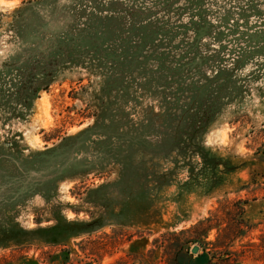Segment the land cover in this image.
I'll list each match as a JSON object with an SVG mask.
<instances>
[{
	"label": "rangeland",
	"instance_id": "rangeland-1",
	"mask_svg": "<svg viewBox=\"0 0 264 264\" xmlns=\"http://www.w3.org/2000/svg\"><path fill=\"white\" fill-rule=\"evenodd\" d=\"M26 1L0 0V66L68 25L60 11L72 0H53L35 16H26L21 42L14 12ZM184 5L181 0L174 10ZM201 5L206 22L215 27L224 18L239 22L243 35L244 23L255 26V14L264 12V0H202ZM52 6L57 13L50 18ZM189 15L171 22L188 23ZM183 39L177 35L175 45ZM101 79L82 69H66L39 95L25 121L11 115L20 109L15 101L0 104V157L6 158L0 159V264H25V258L39 264H189L203 253L210 264H264V82L249 78L252 84L240 103L228 107L203 137L206 148L224 157L252 161L257 184L207 196L199 188L187 192L182 187L186 170H178L176 182L157 191L120 179V168L114 165L100 175L93 173L100 166L93 149L45 153L61 137L93 123L84 115ZM74 89L85 102L72 98ZM139 102L156 105L151 99ZM238 177L248 183L252 176L245 171ZM218 217L226 223L223 228L227 223L243 225L244 235L229 230L220 236L215 228L199 227ZM194 247L199 248L196 255L191 253Z\"/></svg>",
	"mask_w": 264,
	"mask_h": 264
},
{
	"label": "trees",
	"instance_id": "trees-1",
	"mask_svg": "<svg viewBox=\"0 0 264 264\" xmlns=\"http://www.w3.org/2000/svg\"><path fill=\"white\" fill-rule=\"evenodd\" d=\"M52 1L27 0L14 12L18 40L23 42L26 16H35ZM148 1L72 0L60 11L68 25L0 66V104L15 101L20 109L11 115L25 121L39 95L49 91L66 69L99 74L101 88L90 95L92 103L84 115L93 123L61 137L45 153L81 154L93 149L100 165L91 169L93 173L100 175L114 165L120 168V179L157 191L176 182L178 170L188 172L182 184L187 192L199 188L207 196L257 184L252 161L224 157L206 148L203 137L228 107L240 103L252 84L249 78L264 82V12L255 14V26L244 23L243 35L239 22L231 24L224 18L217 27L206 22L202 0H184L177 11L181 0ZM53 6L50 18L57 13ZM184 14L191 15L190 21L177 24ZM174 18L178 20L172 23ZM177 35L184 36L183 44L175 45ZM247 69L248 75L241 77ZM72 93L74 100L85 102L75 89ZM139 98L156 105L143 106ZM245 171L252 176L248 183L238 177ZM222 224L226 223L218 217L199 227L215 228L220 236L229 230L244 235L243 225L227 223L223 228ZM23 261L39 264L32 258ZM189 264H210L208 254Z\"/></svg>",
	"mask_w": 264,
	"mask_h": 264
},
{
	"label": "water",
	"instance_id": "water-1",
	"mask_svg": "<svg viewBox=\"0 0 264 264\" xmlns=\"http://www.w3.org/2000/svg\"><path fill=\"white\" fill-rule=\"evenodd\" d=\"M199 252V248L198 247H194L192 250H191V253L196 255L197 253Z\"/></svg>",
	"mask_w": 264,
	"mask_h": 264
}]
</instances>
